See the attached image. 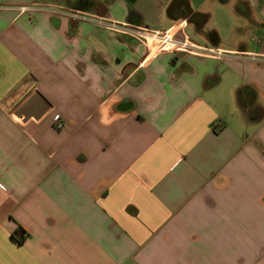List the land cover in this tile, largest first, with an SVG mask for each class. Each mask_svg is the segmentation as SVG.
<instances>
[{"label":"crops","instance_id":"obj_1","mask_svg":"<svg viewBox=\"0 0 264 264\" xmlns=\"http://www.w3.org/2000/svg\"><path fill=\"white\" fill-rule=\"evenodd\" d=\"M138 1L0 0V264H264V0H222L231 44L204 2ZM42 5L186 21L224 55L148 56ZM33 93L50 108L24 122Z\"/></svg>","mask_w":264,"mask_h":264},{"label":"built area","instance_id":"obj_2","mask_svg":"<svg viewBox=\"0 0 264 264\" xmlns=\"http://www.w3.org/2000/svg\"><path fill=\"white\" fill-rule=\"evenodd\" d=\"M36 7H24L23 11H33ZM41 9H51L52 13L64 15L73 21H89L95 25L133 38L146 47L148 56L162 53H185L201 57L222 58L224 55L221 50L209 49L193 44L185 32L186 21L176 22L168 30H156L149 27L135 26L128 23H120L105 18H99L83 11L65 9L57 5H42ZM250 58L256 59V56L251 55ZM57 120H59V117H56V121ZM61 127L60 125L58 126V128Z\"/></svg>","mask_w":264,"mask_h":264},{"label":"rangeland","instance_id":"obj_3","mask_svg":"<svg viewBox=\"0 0 264 264\" xmlns=\"http://www.w3.org/2000/svg\"><path fill=\"white\" fill-rule=\"evenodd\" d=\"M202 2H204V5L200 10L209 16V21L205 28L206 32H208V35L210 36L211 33L217 32L219 35H221V38L225 44H231L232 42H235L234 28L238 27L241 23L237 13L235 14V11L238 10V8H235V1L223 2L222 0H195L196 5H199ZM137 8L147 15V17L149 16L148 19L157 17V14H155L156 10H154L155 8L153 0H139L137 3ZM145 24H147L152 29L161 28V26L155 27L153 25H149L148 21ZM185 32L191 36V42L193 44L207 47L209 49L224 50L215 46L212 44V42L203 41L200 40V38L197 39V32L192 26H190V28ZM240 34L242 35V33ZM208 35L207 37H209Z\"/></svg>","mask_w":264,"mask_h":264},{"label":"water","instance_id":"obj_4","mask_svg":"<svg viewBox=\"0 0 264 264\" xmlns=\"http://www.w3.org/2000/svg\"><path fill=\"white\" fill-rule=\"evenodd\" d=\"M28 85L24 84L20 88L26 92L28 90ZM49 105L42 98L39 93H33L31 97L21 106L16 112V115L27 122L30 119L39 120L46 112L49 110Z\"/></svg>","mask_w":264,"mask_h":264},{"label":"flooded vegetation","instance_id":"obj_5","mask_svg":"<svg viewBox=\"0 0 264 264\" xmlns=\"http://www.w3.org/2000/svg\"><path fill=\"white\" fill-rule=\"evenodd\" d=\"M180 13H181V17H183L184 19L186 18L187 20H189L190 18H192V15L186 8L181 9Z\"/></svg>","mask_w":264,"mask_h":264}]
</instances>
